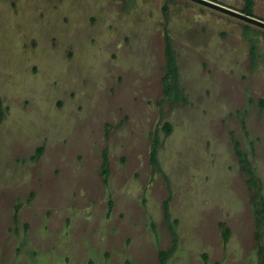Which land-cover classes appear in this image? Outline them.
Here are the masks:
<instances>
[{
  "label": "rangeland",
  "instance_id": "obj_1",
  "mask_svg": "<svg viewBox=\"0 0 264 264\" xmlns=\"http://www.w3.org/2000/svg\"><path fill=\"white\" fill-rule=\"evenodd\" d=\"M263 207L264 28L193 0H0V264H264Z\"/></svg>",
  "mask_w": 264,
  "mask_h": 264
},
{
  "label": "trees",
  "instance_id": "obj_2",
  "mask_svg": "<svg viewBox=\"0 0 264 264\" xmlns=\"http://www.w3.org/2000/svg\"><path fill=\"white\" fill-rule=\"evenodd\" d=\"M244 2H245V5L243 7V11L249 13L250 15H253L255 1L254 0H244ZM166 52H167V56H168L169 62H170V69H171L170 72L173 73L174 72V61L175 60H174V54H173L172 46H171V43H170L169 40L167 41ZM173 86L174 85H172L171 88ZM166 130H167V132H171L172 131L171 124H169V123L166 124ZM39 150L41 151L42 148H40ZM239 154L243 158V161H245L244 160V154L242 153V151H239ZM152 159H153V162L156 163V149H154L153 152H152ZM106 165H107V158H106L105 164H104V172L108 173V169H107ZM250 172H251V174H253L252 170ZM249 182L252 185H256V181L252 177L249 179ZM263 209H264V207H263ZM228 234H229V230L227 229L226 235H228Z\"/></svg>",
  "mask_w": 264,
  "mask_h": 264
},
{
  "label": "water",
  "instance_id": "obj_3",
  "mask_svg": "<svg viewBox=\"0 0 264 264\" xmlns=\"http://www.w3.org/2000/svg\"><path fill=\"white\" fill-rule=\"evenodd\" d=\"M193 1L198 2L202 5L208 6L212 9L221 11V12L226 13L228 15L234 16L236 18H239V19L244 20L248 23H251V24H254V25H257L259 27L264 28V20L257 18L255 16H252L246 12H242V11L230 8V7L225 6L223 4H220L214 0H193Z\"/></svg>",
  "mask_w": 264,
  "mask_h": 264
},
{
  "label": "flooded vegetation",
  "instance_id": "obj_4",
  "mask_svg": "<svg viewBox=\"0 0 264 264\" xmlns=\"http://www.w3.org/2000/svg\"><path fill=\"white\" fill-rule=\"evenodd\" d=\"M215 1H216V0H215ZM242 12H244V11H242ZM246 13H247V12H246ZM248 14H249V13H248ZM253 15H254V10H253ZM253 15H252V16H253ZM262 20H263V19H262Z\"/></svg>",
  "mask_w": 264,
  "mask_h": 264
},
{
  "label": "crops",
  "instance_id": "obj_5",
  "mask_svg": "<svg viewBox=\"0 0 264 264\" xmlns=\"http://www.w3.org/2000/svg\"><path fill=\"white\" fill-rule=\"evenodd\" d=\"M215 1V0H214Z\"/></svg>",
  "mask_w": 264,
  "mask_h": 264
}]
</instances>
